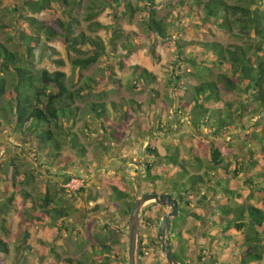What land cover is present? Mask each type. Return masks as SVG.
Returning a JSON list of instances; mask_svg holds the SVG:
<instances>
[{"label": "trees", "instance_id": "16d2710c", "mask_svg": "<svg viewBox=\"0 0 264 264\" xmlns=\"http://www.w3.org/2000/svg\"><path fill=\"white\" fill-rule=\"evenodd\" d=\"M57 1L65 6L67 11L65 20L57 19L54 25L34 16H28L23 11L41 12L50 10L51 3ZM142 5H133L130 0H102V6L113 5L114 19L121 17L130 18L135 12L145 13L146 28L155 37L171 39L173 43L172 61L173 76L170 79L171 89L169 94L170 106L177 103L174 93L179 89V82L183 76L193 81L192 93L186 95L187 89H179L178 99H183L177 106V112H185L190 118L192 127L199 132L205 131L212 139L208 142L207 148L210 152V171L203 174H190L186 164L178 160V152L173 145L162 142V136L148 134L150 142L144 149L146 159L140 164V168L133 170L134 175H129L124 170L123 177L131 178L136 185L138 193L146 192H167L157 191L153 185L157 184L162 176L153 174L155 165L161 168L163 160L179 168L180 179L168 181L171 185L168 190L178 200L179 214L171 220L168 238L171 248L182 264H198L186 250L183 240V220L187 217L204 220L206 206L212 200L209 220L216 227V233L222 238L226 248L237 249L238 254L235 260L229 259L223 262L213 261L214 264H264V118L253 119L244 122L247 116L246 102L241 103L233 110L232 103L223 98L224 94L232 92H243L249 95L250 101L255 103L251 112L264 117V0H171L170 4L178 6L175 17H159L156 8V0H141ZM78 0H24L18 6L4 8L8 12L11 25L1 24L0 28L12 29V34H7L10 42H15L17 48H10L0 42V126L13 127L14 130L25 136L33 138L32 152L42 156L41 166L46 169L51 163H58L62 159V148L65 143L78 154L80 161L85 168L90 170L94 167H101V160L97 159L86 145L81 141L77 132L72 130L75 124V117L79 107L74 103L77 99L83 98V92L100 84L87 78L78 87L70 80L71 89L66 84L67 75L62 70L48 71L45 68L35 69V49L41 40L43 33L47 40H59L64 46L75 53L71 58L72 71L88 69L96 64L99 59L107 53V44L98 34H86L84 30L78 31L79 20L71 15ZM84 19L88 22L87 27L96 32L106 29L110 32L109 44L113 51H128L122 54L118 61L121 69L126 67L131 47L137 44V40L143 41L142 35H125L119 28L112 24H102L94 18L99 14L95 11V5L89 4ZM193 19L194 24L201 29L210 30L214 27L226 31L237 37L240 43L224 46L220 42H196L194 40L184 41L173 38L170 28L182 18ZM120 41V42H119ZM199 46L203 48L200 52L184 54L185 46ZM119 47V48H118ZM152 56H158L151 50ZM62 64V61H57ZM189 66L193 70H186L181 73L179 67ZM225 67V68H224ZM135 75L133 89L143 90L147 87L150 92L159 95L156 89V76L147 68L132 64L130 66ZM217 69V70H216ZM226 69V70H225ZM112 72L108 71L111 77ZM178 79V80H177ZM111 84L119 86L115 79ZM58 96H55L57 95ZM103 90L97 92V97H106ZM89 115H92L98 122L102 137L123 141V138L116 131L115 127L123 126L128 128L135 119L141 115L152 117L155 106L151 102V112L145 113L140 103L130 99L126 104L110 100H96L88 103ZM87 115V116H89ZM70 117L72 121L70 122ZM160 117L154 125L158 132L165 134L170 130L167 121ZM248 124V125H246ZM89 130V126L86 127ZM251 129V136L257 150L249 148L246 160L237 162L238 166L233 169L232 174L228 166L231 164L230 151L223 147L224 137L231 131ZM93 130V129H92ZM152 131L150 127L146 129ZM187 143V142H185ZM189 143V142H188ZM187 143V144H188ZM103 147V146H102ZM232 146L229 147V149ZM107 150V147H103ZM189 154L198 168L203 167V160L200 156L192 153L193 147H188ZM254 153L258 156L253 157ZM232 154V153H231ZM2 158L9 157L6 152ZM234 156V154H233ZM60 163V162H59ZM240 163V164H239ZM219 170H223L221 176ZM244 173L242 184L248 189L244 196L237 185V178ZM5 188L12 190V198L19 194L21 198L20 208V230L22 242L25 246H19L21 250L31 249L32 244L27 241L30 238V228L33 224L49 223L54 228L55 234H59L66 227V220L70 215L68 208L63 204V198H55L56 193L65 194L63 187H54L51 190L50 183L45 182L36 193L31 184L34 182L35 174L32 171L22 170L19 164L12 157L7 162L4 170ZM23 176L18 180L19 175ZM73 176H67L64 184L68 183ZM146 184H141L144 182ZM212 182V185L209 182ZM55 185V184H54ZM66 185V184H65ZM104 189L121 204V214L126 217L124 227H128V218L134 205L136 194H130L115 184L103 182ZM204 190H201V188ZM83 191L84 188L80 187ZM211 192V196L208 193ZM62 194V195H63ZM198 196V197H197ZM196 198L197 204L201 205V212L187 210L182 204H190L188 198ZM11 198V199H12ZM211 199V200H210ZM219 201V202H217ZM157 204L156 202H151ZM93 206V205H92ZM97 205L93 210H97ZM3 206H0V212ZM142 221L148 222L145 217ZM104 230L109 232L110 225L105 224ZM189 232V231H188ZM108 236V234H107ZM128 238V234H127ZM152 240V238H150ZM153 241V240H152ZM128 245V241H127ZM161 254V247L156 242ZM99 252L104 254L107 264L110 255L115 256V250L110 243L98 239ZM139 256H144L143 238L140 234L138 241ZM8 243L0 237V264H6V256L9 254ZM215 256V255H214ZM200 264H208L210 261L199 256ZM220 258H216L219 260ZM63 264H82L77 260L66 258ZM166 264L167 261H166Z\"/></svg>", "mask_w": 264, "mask_h": 264}, {"label": "rangeland", "instance_id": "374dc122", "mask_svg": "<svg viewBox=\"0 0 264 264\" xmlns=\"http://www.w3.org/2000/svg\"><path fill=\"white\" fill-rule=\"evenodd\" d=\"M23 1L0 0V25L6 24L10 26L12 24L9 14L4 8L18 6ZM78 1L80 4L76 5L71 12V15L78 18L80 22L78 31L84 30L86 34H98L106 44H109V31L101 29L92 32L87 27L88 22L84 19L87 10L86 7L89 4H94V10L99 12L94 20L102 24H112L127 36L138 34L144 36V39L143 41L137 40L136 42L138 43L131 47L127 65L124 69L119 68L118 61L120 60V56L127 54L128 51H122L121 53L113 51L111 46L107 44V53L96 64L86 70L80 71L79 75L76 70L72 71L71 66V58L75 56V53L69 51L61 41L47 40L43 33H39L41 40L35 49L36 70L45 68L50 72L55 70L64 71L67 75L66 84L70 89V80L75 82L74 88L80 86L87 78H92L100 84L99 87L84 91L83 98L75 101L74 105L79 107V111L75 117V124L72 126V130L78 133L81 141L90 152L97 159L101 160L102 166L94 167L90 170L86 169L80 161L78 154L68 142L62 148V159L59 161L60 163H51L46 169L45 166L40 165L43 164L42 156L37 157L32 152L33 138L31 136L20 134L13 127L0 126V206H3L0 212V237L9 245L10 251L5 259L6 264H63L66 258L77 260L82 262V264H101L105 259L104 254L100 253L98 248V239L100 238L110 243L115 250V256L110 255L107 264H128V238L127 229L124 227L126 217L121 214L120 202L116 201L104 189L103 182L115 184L118 188L130 194L138 193L136 185L132 183L131 178L126 179L123 177V172L124 170H128L129 175L132 176L136 174L133 173V170L141 167L140 164L146 159L144 149L150 142V136L148 134H159L162 136V142L164 144L168 143L172 145V148L174 145L175 150L178 152V160L186 164L190 174H203L211 169V156L207 144L212 138L207 136L204 130L201 132L197 129L195 130L192 127L187 113L176 111L177 106L183 100L177 97V94L181 92L179 89H187L186 95H190L192 93V85L194 84L193 81L187 79L185 76L180 81L177 79L179 89L174 93L177 103L173 107L170 106V79L174 73L172 67L174 41L172 38L162 39L161 37H155L151 31H148L146 28L147 17L143 11L135 12L130 18H126L125 16L119 20H115V9L113 5L106 4L103 7L102 0ZM130 1L133 5H142L141 0ZM170 2L171 0H156L154 8H156L159 17H175V14L179 11V7L173 4L171 5ZM23 13L44 20L52 25H54V21L57 19L65 20L67 18L65 6H62L57 1L51 3L50 10L41 12L25 10ZM193 22V19H186L184 17L178 23H172L174 25L169 30L171 36L184 41H217L224 46H230L241 41L226 31L214 27H211L210 30L201 29ZM6 27L0 28V42L10 48H17L15 42H10L8 39L7 34H12V29L10 30ZM54 27L56 26L54 25ZM152 49L158 56H152ZM202 50L203 48L197 45H188L184 48V54L200 52ZM60 60L62 64H57V61ZM132 64H139L155 74L157 82L156 89L159 92L158 96L150 92L147 87H144L143 90L133 89L131 87L135 83V75L130 69ZM179 68H181V73L186 70H193L185 65ZM108 71L112 72L111 77L108 75ZM110 78L117 80L119 86L112 85ZM99 90L105 91L107 93L106 97H97ZM223 98L232 103L233 110L241 101L246 102L247 109L245 110V114L247 116L244 118V122L250 120V117L253 119L264 118L259 116L260 114L251 115V112L255 108V103L250 101V97L246 93H227L223 95ZM103 99L106 102L114 100L116 102H122L123 104H126L130 99H134L140 103L141 109L145 113L151 112L150 105L153 102L155 106L154 115L150 118L149 116L141 115L127 129L119 125L115 127L116 131L123 138V141L104 138L102 137V133H99L98 122L95 121L92 115L88 114L90 111L88 103ZM160 117L164 121L163 128L165 129L166 127L165 121H167L170 128L165 134L158 132L157 127L154 126L160 120ZM71 121L72 117H70ZM247 123L250 124V122ZM84 125L86 127L89 126V130H86ZM150 127L153 130L150 132L148 130L146 131ZM251 131L248 127L247 130H241L239 128L231 131L224 137L223 147L226 151H230L231 155V164L228 166L231 174L233 169L238 166L237 162H242L243 159L246 160L249 148L257 150L255 145L248 142V140L253 143L256 142L251 136ZM185 142L189 143L187 144ZM102 146H106L107 150ZM189 146L194 149L192 153L200 156L203 160L202 168H198L192 160V155L189 154L190 152L188 150ZM230 146L232 147L229 149ZM6 152L10 156L2 158V154ZM257 156L254 153L253 157L256 158ZM12 157L19 164L20 169L32 171L35 174L34 182H32L31 186L36 193L44 186L45 182L50 183L51 190H54L53 186L66 189L65 194L59 191L55 196L56 199L60 196L63 198V204L70 212L66 220V227L56 235L54 228L47 222L33 224L30 228V238L27 240L29 244H32L31 249L21 250L19 248L17 250L20 245L25 246L27 243L22 242V233L20 230L19 212L21 198L19 194H15L12 198V190L5 188L3 173L7 162ZM160 164L161 168L155 165L152 172L153 174L162 176V178L158 179L157 184L153 185V187L157 191H167L165 193H170L168 188L171 185L168 181L173 179L179 180L180 170L177 166L165 160ZM219 173V175L217 173L214 174L215 176H221L223 170H219ZM69 175L73 176V182L70 179L71 186L67 187L65 185L67 183L64 184V180ZM244 175V173H240L237 178V185L242 194L246 196L249 191L242 184ZM22 178L23 176L21 174L18 180L20 181ZM141 184L146 183L144 181ZM209 184L212 185V182L210 181ZM80 187L84 188V190L82 191ZM202 190H204L203 187L200 192ZM146 192L151 191L147 190ZM208 196H211V192L208 193ZM211 198L214 200V196ZM188 200L190 204L188 206L182 204L184 208L201 212L200 207L202 206L197 204L195 197L188 198ZM212 200L205 207L206 215L204 220L195 219L190 216L188 218L186 217L182 223V227L189 231H184L183 234V242L186 250L198 264H200L199 256H203L204 259L209 260L210 262L208 264H214V260L218 262H223L228 260V258L235 260L238 254L237 249L235 250L231 247L226 248L223 245L222 238L218 232L216 233V227L208 218ZM151 202L154 201H149L144 205L140 216L139 237L141 234L143 238L142 250H144V256H140V264H166L164 253L161 254L158 247L154 244L157 242L159 246L161 245L158 237V227L163 215L170 208ZM92 205H97V210H93ZM142 217H145L148 222L142 221ZM105 224L110 225L109 232L104 230L103 226ZM216 258L220 259L216 260Z\"/></svg>", "mask_w": 264, "mask_h": 264}, {"label": "water", "instance_id": "95a60500", "mask_svg": "<svg viewBox=\"0 0 264 264\" xmlns=\"http://www.w3.org/2000/svg\"><path fill=\"white\" fill-rule=\"evenodd\" d=\"M55 96H58V94ZM149 201H154L161 206L170 208V210L163 215L158 227V237L161 242L160 247L168 264H182L175 256L168 238L171 219L175 217L179 211L178 200L169 193L156 192L136 194V199L128 218V264H140L138 250L140 216L144 205Z\"/></svg>", "mask_w": 264, "mask_h": 264}, {"label": "built area", "instance_id": "2783aa9c", "mask_svg": "<svg viewBox=\"0 0 264 264\" xmlns=\"http://www.w3.org/2000/svg\"><path fill=\"white\" fill-rule=\"evenodd\" d=\"M72 182H73V178H72ZM67 187H70L71 186V183L70 181L66 184Z\"/></svg>", "mask_w": 264, "mask_h": 264}, {"label": "flooded vegetation", "instance_id": "af4514ba", "mask_svg": "<svg viewBox=\"0 0 264 264\" xmlns=\"http://www.w3.org/2000/svg\"><path fill=\"white\" fill-rule=\"evenodd\" d=\"M158 193H165V192H158ZM91 204V203H90Z\"/></svg>", "mask_w": 264, "mask_h": 264}]
</instances>
